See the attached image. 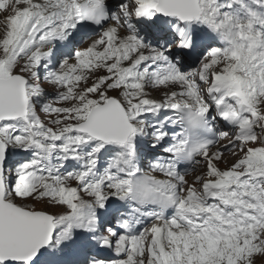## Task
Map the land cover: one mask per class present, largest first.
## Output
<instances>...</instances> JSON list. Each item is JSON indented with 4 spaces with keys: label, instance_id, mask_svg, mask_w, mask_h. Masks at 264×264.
<instances>
[{
    "label": "snow or ice",
    "instance_id": "obj_1",
    "mask_svg": "<svg viewBox=\"0 0 264 264\" xmlns=\"http://www.w3.org/2000/svg\"><path fill=\"white\" fill-rule=\"evenodd\" d=\"M0 264H264V0H0Z\"/></svg>",
    "mask_w": 264,
    "mask_h": 264
},
{
    "label": "rangeland",
    "instance_id": "obj_2",
    "mask_svg": "<svg viewBox=\"0 0 264 264\" xmlns=\"http://www.w3.org/2000/svg\"><path fill=\"white\" fill-rule=\"evenodd\" d=\"M19 159L21 158V157H18ZM230 160H231V156L229 155V157H228Z\"/></svg>",
    "mask_w": 264,
    "mask_h": 264
}]
</instances>
